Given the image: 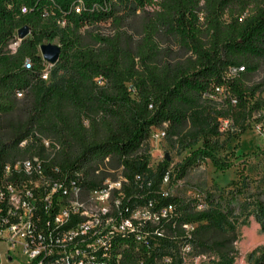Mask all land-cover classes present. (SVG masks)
<instances>
[{
  "label": "trees",
  "instance_id": "trees-1",
  "mask_svg": "<svg viewBox=\"0 0 264 264\" xmlns=\"http://www.w3.org/2000/svg\"><path fill=\"white\" fill-rule=\"evenodd\" d=\"M101 23L109 29H98ZM24 26L30 35L18 41ZM55 40L62 53L48 81L40 46ZM4 116L16 121L10 137L0 132V173L45 157L42 139H49L59 146L50 164L81 171L85 189L123 179L115 194L123 216L144 210L150 218L138 227L145 240L115 239V264H181L188 247L199 256L218 252L212 264H234L233 235L246 204L264 234L261 196L243 203L242 191L222 190L186 199L163 189L166 176L172 186L206 160L229 170L217 155L229 131L244 134L264 119V0H0ZM153 130L165 133L169 147L195 149L154 169ZM110 168L120 175L110 177ZM225 232L231 236L218 239ZM261 254L255 264H264Z\"/></svg>",
  "mask_w": 264,
  "mask_h": 264
},
{
  "label": "built area",
  "instance_id": "built-area-1",
  "mask_svg": "<svg viewBox=\"0 0 264 264\" xmlns=\"http://www.w3.org/2000/svg\"><path fill=\"white\" fill-rule=\"evenodd\" d=\"M27 11L25 6L21 8L22 14ZM18 41L10 47L14 49ZM25 66L30 67V62ZM51 66L42 79L48 80ZM155 137L163 138L165 133L157 130ZM42 145L45 157L34 155L6 164L0 173V259L20 253L23 264H115L120 257L112 254L116 238L133 234L137 240H145L138 227L142 219L150 217L136 218L135 212L124 217L119 210L120 198L115 194L122 187L121 177L85 189L81 171H64L50 164L59 146L49 139H42ZM167 183L166 176L163 184ZM166 214L167 210L161 211L162 216Z\"/></svg>",
  "mask_w": 264,
  "mask_h": 264
},
{
  "label": "rangeland",
  "instance_id": "rangeland-1",
  "mask_svg": "<svg viewBox=\"0 0 264 264\" xmlns=\"http://www.w3.org/2000/svg\"><path fill=\"white\" fill-rule=\"evenodd\" d=\"M97 28L107 31L109 24L101 23ZM52 43L59 45L58 40ZM166 46L167 44L165 43L164 47ZM51 67H49L48 81L51 79ZM15 121L16 119L13 116L1 117L0 132L10 137L12 135V124ZM251 127L244 134H240V131L232 128L229 131L231 138L226 145V149L218 152L217 155L221 160H226L232 164L229 170L224 172L216 170L212 163L206 160L202 164L190 168L185 177L172 186L163 184V189L168 190L174 196L186 199L198 198L205 191L218 193L222 190L242 191L243 194L239 192V198L243 203H247L257 196L264 198V119L257 123L253 122ZM156 131L153 130L150 137V165L154 169L164 158L171 161V166H175L182 162L195 149L181 150L180 148L174 149L171 146L169 147L165 137H155ZM254 135L255 137H253ZM234 154H240L239 159H236ZM108 172L110 177L120 175V172L115 169L110 168ZM234 182H238V185H235ZM246 208L245 215L240 219L233 235L237 239L235 242L234 264H255V260L262 255V250H264V234L259 224L255 222L252 214L254 208L252 205L247 204ZM134 217H143L142 211H136ZM216 236L218 239H223L231 235L229 232H225L219 233ZM12 254L13 256L11 253L1 256L0 263H24L25 259L20 253ZM182 256L183 262L181 264H212L213 261L220 259L218 252H206L204 255L199 256L195 255L191 250H184ZM9 257L12 259L10 260ZM167 262L169 261H165V263Z\"/></svg>",
  "mask_w": 264,
  "mask_h": 264
},
{
  "label": "water",
  "instance_id": "water-1",
  "mask_svg": "<svg viewBox=\"0 0 264 264\" xmlns=\"http://www.w3.org/2000/svg\"><path fill=\"white\" fill-rule=\"evenodd\" d=\"M17 35L20 40L27 38L30 35V28L28 26L20 28ZM40 53L43 60L53 66L59 61L62 49L60 45L45 43L40 46Z\"/></svg>",
  "mask_w": 264,
  "mask_h": 264
},
{
  "label": "bare ground",
  "instance_id": "bare-ground-1",
  "mask_svg": "<svg viewBox=\"0 0 264 264\" xmlns=\"http://www.w3.org/2000/svg\"><path fill=\"white\" fill-rule=\"evenodd\" d=\"M249 132V131H248ZM250 134V133H249ZM247 136H248V134H247ZM253 137H255V135L253 136ZM255 139V138H254ZM254 141V140H253ZM245 143V142H244ZM253 143V142H252ZM246 144V143H245Z\"/></svg>",
  "mask_w": 264,
  "mask_h": 264
},
{
  "label": "flooded vegetation",
  "instance_id": "flooded-vegetation-1",
  "mask_svg": "<svg viewBox=\"0 0 264 264\" xmlns=\"http://www.w3.org/2000/svg\"><path fill=\"white\" fill-rule=\"evenodd\" d=\"M11 257H9V259H10ZM12 259V258H11Z\"/></svg>",
  "mask_w": 264,
  "mask_h": 264
}]
</instances>
